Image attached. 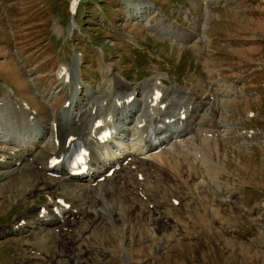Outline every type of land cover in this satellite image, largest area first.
<instances>
[{
    "label": "rangeland",
    "instance_id": "obj_1",
    "mask_svg": "<svg viewBox=\"0 0 264 264\" xmlns=\"http://www.w3.org/2000/svg\"><path fill=\"white\" fill-rule=\"evenodd\" d=\"M77 1L74 15L69 11L70 0H0V83H7L18 97L32 106L35 104L44 118L48 108H44L42 99L37 96H44L52 101L55 111L60 110L67 91H60L56 73L62 63L71 64L77 54H82L83 66L87 65L88 56L94 57L91 64L95 75L90 76L93 77L91 85H105L97 90L96 98L108 102L113 98L110 80L115 72L120 76L118 71H123L121 77L133 83L146 80L151 76L150 71L164 72L172 81L197 89L198 94L204 93L213 84L212 90L219 97L225 96L221 91H229L230 84H237L239 90L248 96L243 97L246 94L240 93L243 95L240 99L225 101L224 107L219 98L216 107H211L213 124H225V135L231 129L226 135L228 144L210 138H205L208 143H204L199 132L194 135L196 142L186 141L200 146L199 156L203 153L202 147H206L205 151L212 146L219 148L220 155L207 159L200 156L205 163V172L198 164L199 168L189 174L188 164L175 166L166 157L167 167L156 174L153 189L163 200L172 196L178 202L164 210L168 221L166 218L151 221L154 211L149 212L147 205L142 206L134 200L138 206L132 212L126 211L124 205L125 211L116 209L111 216L94 217L93 222L88 220L94 228L92 225L88 230L83 229L87 224L85 222L73 243V235L66 234L61 243L67 247L72 244L70 251L58 252L59 248H54L55 242L58 245L61 243L53 238L51 232L52 241L43 243L41 235L44 230L36 236L30 234L0 239V264L19 262L26 244L36 245L46 250V254L53 246L50 254L54 260L47 259V264H264V220H258L259 217L264 219V208L261 206L264 200V0ZM126 2L128 4H124ZM143 2L153 9L143 11ZM183 11L192 17V21H187V16L182 13L176 16V12ZM157 13L163 19L167 16L171 19L164 23L155 21ZM146 17L151 24L154 23L153 30L144 27L143 23L147 21L142 20ZM72 23L74 26L69 32ZM160 29L164 32L161 33ZM177 30L192 37L182 42L184 50L179 63L176 59L179 51L174 45L154 37L160 35L175 40L171 36L174 37ZM188 42L190 44H186ZM195 42L202 50L200 59L193 54ZM100 47L105 53V68L112 69V72L108 71L110 78L108 72L103 75L105 81L99 78V67H103L97 55ZM133 52L139 54L134 55ZM205 59L212 73L210 75L208 71L206 73V66L202 68ZM90 74H93L92 70ZM83 78L85 86L89 80L85 74ZM1 84L0 100H3L5 91ZM121 97L123 102L124 95ZM5 113L3 109L1 114ZM249 113L254 117L247 121L245 116ZM0 128L5 132L11 130L6 117H0ZM196 128L199 127H195L194 131ZM242 130L260 134L256 136V141L253 138L246 145L236 133ZM13 140L19 141L18 138ZM232 142L238 145L230 144ZM186 148L181 149L184 155L187 154ZM176 149L173 147L172 151ZM213 165L220 172L218 177L210 175L214 173L210 171ZM37 174L32 169L7 179L0 174V229L32 208V201L22 204L18 198L27 197L31 191H43L39 182L44 178ZM34 178L37 182L32 183ZM112 191L124 196L123 189ZM112 191L104 193L108 195ZM231 191L236 193L233 199H229ZM33 197L37 198V193ZM129 197L132 199L131 195ZM108 203L113 204L112 208L115 203L118 204L114 199H109ZM91 208L97 209L94 205ZM148 218L155 226L160 223L158 229L147 223ZM101 245L113 254H123L126 250L131 255L127 260H112Z\"/></svg>",
    "mask_w": 264,
    "mask_h": 264
},
{
    "label": "bare ground",
    "instance_id": "obj_2",
    "mask_svg": "<svg viewBox=\"0 0 264 264\" xmlns=\"http://www.w3.org/2000/svg\"><path fill=\"white\" fill-rule=\"evenodd\" d=\"M128 2H130V1H128ZM143 4H145L144 2L141 4V6H143ZM120 5V4H119ZM145 10H152L153 8L150 6V5H144V7H143ZM184 12V11H183ZM186 12V11H185ZM184 12V13H185ZM191 12V11H190ZM154 13V12H153ZM184 13H182L183 15H184ZM180 14V13H179ZM185 14H187V13H185ZM75 15V14H74ZM156 16V15H155ZM143 17V16H142ZM157 20H155V21H163V23L164 22H167V20H170L168 17H166V19H163L162 18V16L160 15V13H157ZM212 18V17H211ZM135 19H137L138 20V18L136 17ZM187 21H192V19L190 18V16L188 15L187 16V18H185ZM142 21H147L146 23H143L144 24V27L145 28H149V30H153V27L155 26L154 25V23L153 24H151L150 22H149V20L147 19V17L146 18H144ZM73 22V21H72ZM161 24V23H160ZM154 25V26H153ZM171 25V24H170ZM61 27V26H60ZM177 27V26H176ZM175 27V28H176ZM162 28V27H161ZM59 29H61V28H59ZM174 30V29H173ZM56 31V30H55ZM156 31V30H155ZM159 31V30H158ZM175 31H176V29H175ZM178 31V30H177ZM58 33V32H57ZM62 34V33H61ZM188 33H180V31H178V32H174V37L173 36H171L172 38H174L175 40H177V41H179V42H187V40L188 39H192V38H190V36L189 35H187ZM193 41V40H192ZM196 50H197V53H198V55L199 56H201L202 55V50L201 49H198V47H196ZM195 50V51H196ZM204 53V52H203ZM204 56V55H203ZM80 63V59L79 58H76V60H75V65L77 66V69L75 70V71H71L67 66H60V68H59V70H58V73H59V75H60V73L61 72H63L64 73V75H63V78H66V80L67 79H69V81H75V79L78 77L79 79H82V77H83V75L81 74V72L82 71H80L79 72V70H80V67H78V64ZM210 71H208V74L210 75ZM71 75H75V77H72ZM156 80V79H155ZM111 81V80H110ZM114 82V81H113ZM116 83H118V81H116ZM211 83H213V82H211ZM216 84V83H215ZM111 85V84H110ZM218 86H219V84H217ZM158 87H160V88H162V86L160 85V84H158L157 85ZM211 86H214L213 84L211 85ZM104 88V87H103ZM231 86L229 87V92H230V94H232L233 96H235V97H241V96H243L242 94H240V92H238V91H236V88H233V93H232V91H231ZM107 89V88H106ZM216 89V88H215ZM214 89V90H215ZM110 90V89H109ZM197 90V89H196ZM215 91H217V90H215ZM101 92H102V90H101ZM104 92V91H103ZM106 92V91H105ZM97 92L96 91H90V93H86L88 96L90 95V94H96ZM99 93V92H98ZM97 93V94H98ZM110 93V92H109ZM215 93V92H214ZM111 94V93H110ZM136 94V91L134 90L132 93H130V94H128V95H126V96H124L123 97V99L122 100H124L123 102H125L129 97H131V96H134ZM100 95V94H99ZM109 95V94H108ZM137 95H138V92H137V94H136V96L134 97V99H133V102H136L137 101V99H135L136 97H137ZM110 96V95H109ZM37 97H39V96H37ZM97 97V96H96ZM104 97H106V94H105V96ZM195 97V99H196V102H195V104L197 105L199 102H200V105H198V106H196V105H193L191 102H190V104L189 105H192V106H194L195 108H191V107H185L184 108V110H186V112L188 113V111L191 109V110H196V112L198 111V109L200 108V107H202L201 109H202V114H200V112H199V114H198V118H199V122H198V124L200 123V126H202L203 124H206V125H209V126H212L213 125V122H212V120H214L213 119V117H214V113H212L213 111L210 109V103L208 102V101H206V96H204V95H202V93H201V95H199V94H197V93H195V91H193V93L191 94V99H193ZM91 98V97H90ZM40 99V98H39ZM98 99V98H97ZM41 100V99H40ZM164 100V97H163V99H162V101ZM208 100H210V97L208 98ZM31 101V100H30ZM43 101L47 104V105H51L50 104V102L48 101V100H46V98H44L43 99ZM108 101V100H107ZM122 101H121V103H123ZM143 102L144 101H142V103H140V104H143ZM96 103H97V101H95V100H89L88 101V103H86V105L84 106V111H85V115H86V119L88 120L89 119V108H90V106L91 107H94V106H96ZM160 103V102H159ZM25 104V110H24V112L23 113H25V114H27L28 112H27V108H28V110L30 109V104L29 103H24ZM133 104V103H132ZM132 104L131 105H127V103H124L123 105L125 106V107H129V108H133L132 107ZM149 104H150V106L152 105V103H151V101L149 100ZM34 106V107H33ZM32 107L33 108H35L36 107V105L34 104ZM166 108V107H165ZM164 108V109H165ZM168 108V107H167ZM170 109V108H169ZM224 109V108H223ZM160 110H163L162 109V107H159V106H156V107H151V113H153L156 117H157V113L160 111ZM180 110H181V108L179 109V111L178 110H175V113L177 114V113H179L180 112ZM171 110H169V111H167V112H165V114L163 115L164 117L170 112ZM130 112H131V110H129L128 111V113L130 114ZM61 113V115H62V113H63V111H58L57 113H52V116H51V119L50 120H48V121H50V125H49V129L47 130V134L49 135V137L51 138V142H52V145L49 147V148H47V147H43V146H40L39 148H37V145L35 144V141H37V140H39L40 139V135H36L34 138H33V140H32V143H31V145H30V147L29 148H27V149H25V150H23V151H21V152H23V153H25L26 155L25 156H28V153H31L32 155H35V158H34V161L37 163V165H43L44 164V162L45 161H47L52 155H54V154H56V155H58V154H61V153H66L67 151H68V149H65L64 147H65V145H66V142H67V139L69 138V136H77L76 135V133H75V131H73V129L71 128V127H66V125L60 120V116H59V114ZM109 114H111V113H108V114H106L105 115V117L106 116H108V117H111V120H113V116L112 115H109ZM77 115V114H76ZM202 115V116H201ZM63 116V115H62ZM77 116H79V115H77ZM126 116H127V114H126ZM65 119H70L71 117L68 115V114H66V115H64L63 116ZM121 117H124V119H122V120H125V119H127V118H125V114H124V116L123 115H121ZM174 117V119H175V116H173ZM189 118H192L193 116H191V115H189L188 116ZM201 117V118H200ZM188 118V119H189ZM81 120H82V117H80V122H81ZM160 120V119H159ZM48 121L47 122H45V126L46 125H48ZM55 122L56 123V133H57V136H56V140H57V143H58V148H56V150H54V139H55V135H54V131H53V128H52V124H51V122ZM194 121V120H193ZM193 121H190L189 122V124L186 126V129H185V134L186 133H188V131H186L187 129H190V127L195 123V122H193ZM215 123V122H214ZM216 124V123H215ZM223 126H225V125H223ZM213 127V126H212ZM220 126H218V128H219ZM227 127V126H226ZM3 128V127H2ZM227 128H231L230 126H228ZM8 129V128H7ZM197 129V128H196ZM202 129V128H201ZM200 130V129H199ZM2 131H4V130H2ZM71 132V135H69L68 137H66L67 136V133L68 132ZM78 131V130H77ZM82 131H83V129H81V133H82ZM204 131V130H203ZM225 131V130H224ZM5 132V131H4ZM4 132H2V133H4ZM80 132V131H79ZM207 132L208 131H204V132H202V133H205V134H207ZM89 133H90V130H89ZM201 133V134H202ZM247 134H251V133H247ZM252 135V134H251ZM205 136H207V135H205ZM18 140H19V138H18ZM44 140V139H43ZM42 140V141H43ZM14 141H16V140H14ZM42 141H40L39 143H42ZM17 143L19 142V141H16ZM204 143H208V140L207 139H204ZM0 144H1V141H0ZM207 145V144H206ZM208 146H211V145H208ZM53 148V149H52ZM206 148V147H205ZM205 148H203L202 147V150H203V153H200L201 155L200 156H202V158H204V159H207V158H209V157H213V156H215V154H217V155H220V150H219V148L217 147V146H212L211 148L210 147H208V149L205 151ZM45 149H47L46 151H45ZM210 149V150H209ZM32 150V151H31ZM216 150V153H214V151ZM13 156H14V154L13 155H11V157H9L8 159L9 160H13L14 158H13ZM151 157H153V156H151ZM158 159H160V158H156L155 160H158ZM9 160L8 161H3V160H1L0 159V169H5L7 166H8V164H9ZM142 163H134V162H130L127 166H125L124 168H123V174H121L120 176H119V178H120V181H121V183H123V184H125V186H127V187H130V188H134V186H140L139 187V191H141V193L143 194V197H145V199H141V200H139L134 194H131V197H132V199L129 197L127 200L126 199H124V197H123V195L122 194H120V193H118V192H114V191H112L113 189H123L124 191H126V188H118L119 187V183L117 182H113V183H111V179H109V180H105V184L107 185L103 190H101L100 192H99V194H98V199L97 200H95V201H93V202H91V205H94V206H96V208L97 209H95V210H92V213L88 216V218H87V220H86V222L89 220L90 222H93L94 221V217L96 218V219H98V218H104L105 216H107V214L109 215L110 213H111V211L113 210V208H112V206H113V204L112 205H110L109 203H108V200L109 199H114L118 204H124L125 205V209H126V211H129V212H132L134 209H135V207L136 206H138V204L135 202V201H137L138 203H146V204H148V205H152V209H151V211H149V212H153L154 213V215L152 216V218H151V221L153 220V221H156L157 222V220H160V218H161V220L163 221V219H165L166 217L164 216V212H162V211H159L156 207H157V204H159V203H165V202H163V201H157V199L158 198H160V197H158L157 196V191H155L154 189H153V185L156 183V175L155 174H150V175H147V179H149V180H151V181H153V184L152 185H148V184H139V185H135V184H132V183H130L129 184V182L131 181L130 180V178H131V173L132 172H138L141 168H142V165H141ZM160 164H162L163 166H165V164H164V161H160ZM160 164H158L159 166H160ZM30 165H25V166H23V168L25 169L26 167H29ZM46 166V164L44 165V167ZM207 166V165H206ZM31 167V166H30ZM167 167V166H166ZM31 168H33V167H31ZM150 169H155L156 171H157V165L156 164H153L152 166H151V168ZM209 168L207 167V170H208ZM210 169H212V170H210V171H213L214 173H211L210 175H212L213 176V174L215 175V177L217 176H219L220 175V172L218 171V169H217V167L216 166H212V168H210ZM206 170V171H207ZM150 171V170H149ZM152 172V171H151ZM162 172V171H161ZM205 172V171H204ZM7 173H5V175H6ZM40 175V174H39ZM173 175V174H172ZM162 176V175H161ZM174 176V175H173ZM176 176V175H175ZM211 176V177H212ZM39 178V177H38ZM209 178V177H208ZM194 179V178H193ZM170 180V179H169ZM212 180V179H211ZM31 182L32 183H35V182H37L36 180H35V178L33 179V180H31ZM62 182L61 181H59V180H56V179H50V178H44V179H41L40 180V182H39V184H40V186L42 187V185H43V193L44 194H49L50 196H51V198H54V195L53 194H56L58 191H59V194L61 195V196H63V197H65V198H67V199H70L71 201H73V200H75V199H81V200H83L84 198H83V196H84V194H83V192H84V187H81V186H79V185H72V186H70V185H68V184H65V185H67V186H60V184H61ZM111 183V184H110ZM127 183V184H126ZM162 183H164V182H162ZM109 184V185H108ZM165 184V183H164ZM167 184V183H166ZM101 185V184H100ZM162 186H164V185H162ZM166 186V185H165ZM166 188V187H165ZM160 189V188H159ZM163 189V188H162ZM112 191V192H110L108 195H105V191ZM170 191V190H169ZM33 191H31V193H32ZM153 192H155V194L153 193ZM160 192V191H159ZM111 193H113V196H111L110 194ZM157 193V194H156ZM167 193H168V191H167ZM116 195V196H115ZM171 195V194H170ZM60 196V197H61ZM157 196V197H156ZM23 198V197H22ZM24 198H26V197H24ZM172 199H173V197H172ZM135 200V201H134ZM221 200V199H220ZM219 200V201H220ZM142 201V202H141ZM167 202V201H166ZM221 202V201H220ZM219 202V203H220ZM168 203V202H167ZM108 204H109V207L111 208L110 210H109V208H108ZM219 205V204H218ZM99 206H101V209H98V207ZM95 208V207H94ZM40 210V208H38V210L37 211H39ZM171 211V210H170ZM129 212H126V213H129ZM140 212V211H139ZM139 212H137V213H139ZM102 213H103V216H102ZM125 213V214H126ZM141 213H142V211H141ZM140 213V214H141ZM152 213V214H153ZM41 215L42 216H44V217H46V212L44 211V210H42L41 211ZM167 215V214H166ZM151 216V215H150ZM109 217V216H108ZM154 217V218H153ZM164 217V218H163ZM40 221H42V220H40ZM166 221V220H165ZM15 224V223H14ZM84 224H85V222H84ZM36 225L37 226H32V229L33 228H38V227H41L42 229H46L48 226H49V224H47V225H45V224H39L38 222H36ZM93 225V226H92ZM154 225V224H153ZM15 226V225H14ZM13 226V227H14ZM93 227L94 228V224L92 223V224H90L89 222H87V224H86V226H84V228L83 229H86V230H88L90 227ZM12 227V228H13ZM12 228H10V232L12 233ZM82 229V228H81ZM80 231V230H79ZM40 233V232H39ZM50 232H48L47 230H44V234L43 235H41L43 238H42V242L43 243H47L48 242V240L49 241H52V237L50 236V234H49ZM87 234V233H86ZM78 235H79V233H78ZM83 235V234H82ZM34 236V235H33ZM58 234H55V237H57L58 238ZM85 236V235H84ZM88 236V235H87ZM86 236V237H87ZM76 237V236H75ZM85 237V238H86ZM78 238H80V237H78ZM74 240V239H73ZM77 240V239H76ZM80 240H81V238H80ZM80 240H78V241H80ZM75 241V240H74ZM82 241H83V239H82ZM77 242V241H76ZM76 242H74V244L76 243ZM59 243V242H58ZM86 250V249H85ZM86 251H89L88 249L86 250ZM105 252H110L108 249H106L105 250ZM39 253V252H38ZM73 259V258H72ZM75 259H76V257H75ZM75 264H78V263H76V262H74ZM87 263V262H86Z\"/></svg>",
    "mask_w": 264,
    "mask_h": 264
}]
</instances>
